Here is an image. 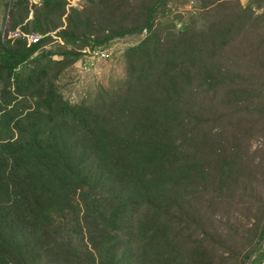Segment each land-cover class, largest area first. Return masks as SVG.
Instances as JSON below:
<instances>
[{
  "label": "trees",
  "instance_id": "obj_1",
  "mask_svg": "<svg viewBox=\"0 0 264 264\" xmlns=\"http://www.w3.org/2000/svg\"><path fill=\"white\" fill-rule=\"evenodd\" d=\"M10 1L0 264H248L264 242V0ZM141 36L114 91L64 96L86 49Z\"/></svg>",
  "mask_w": 264,
  "mask_h": 264
},
{
  "label": "rangeland",
  "instance_id": "obj_2",
  "mask_svg": "<svg viewBox=\"0 0 264 264\" xmlns=\"http://www.w3.org/2000/svg\"><path fill=\"white\" fill-rule=\"evenodd\" d=\"M246 6L250 0H240ZM73 6H78L80 0H69ZM10 0H0V29L4 37L11 31L13 20L12 11L9 8ZM12 5V4H11ZM190 10V7L187 8ZM264 9L259 11L262 14ZM144 36L129 37L117 40L111 48L112 56L110 59L87 58L79 61L76 66L69 71L64 78L59 81V87L64 96L72 102L83 100L91 101L97 94L106 89L114 91L116 85L125 78V66L123 54L125 50L138 44ZM263 143L257 141L253 143V149L261 148ZM253 216L247 218L244 213L239 214L235 221H231L237 228L250 227Z\"/></svg>",
  "mask_w": 264,
  "mask_h": 264
},
{
  "label": "built area",
  "instance_id": "obj_3",
  "mask_svg": "<svg viewBox=\"0 0 264 264\" xmlns=\"http://www.w3.org/2000/svg\"><path fill=\"white\" fill-rule=\"evenodd\" d=\"M30 2H31V4L39 5V4H41L43 2V0H30ZM21 36L22 35H21V32L19 30H17V31L12 33V37L13 38H20ZM41 38L42 37L39 34H34V35H31V36H27L28 46H31L33 44L38 43ZM110 50L111 49H108V50H104V49H101V50L86 49L84 51V53H86L88 55L87 58L110 59L111 56H112V52Z\"/></svg>",
  "mask_w": 264,
  "mask_h": 264
},
{
  "label": "water",
  "instance_id": "obj_4",
  "mask_svg": "<svg viewBox=\"0 0 264 264\" xmlns=\"http://www.w3.org/2000/svg\"><path fill=\"white\" fill-rule=\"evenodd\" d=\"M263 247H264V242L259 246V248L256 250V252L253 254V256L249 260L248 264H252L253 260L256 258V256L259 254V252L263 249Z\"/></svg>",
  "mask_w": 264,
  "mask_h": 264
},
{
  "label": "crops",
  "instance_id": "obj_5",
  "mask_svg": "<svg viewBox=\"0 0 264 264\" xmlns=\"http://www.w3.org/2000/svg\"><path fill=\"white\" fill-rule=\"evenodd\" d=\"M261 264H264V260H263V262Z\"/></svg>",
  "mask_w": 264,
  "mask_h": 264
}]
</instances>
